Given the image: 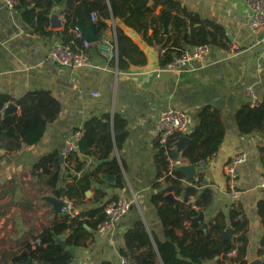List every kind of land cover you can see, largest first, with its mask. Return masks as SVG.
<instances>
[{"label":"crops","instance_id":"0c3cea01","mask_svg":"<svg viewBox=\"0 0 264 264\" xmlns=\"http://www.w3.org/2000/svg\"><path fill=\"white\" fill-rule=\"evenodd\" d=\"M177 1L201 19L221 26L226 38L224 45L211 46L203 60L173 73L175 81H162L155 79V74L168 71L162 66L161 57L176 39L172 25H167L168 34L164 27L162 31L164 36H173L167 47L158 42L148 43L146 36L152 35L151 27L147 33H138L121 20H114L104 32L103 36L114 39V28L119 26L144 52V66L120 70L98 52V44L94 43L91 59L84 67L61 68L49 62L47 54L51 46L65 44V2L56 4L48 14L49 19L57 11L61 27L52 28L49 20L45 32L50 35L44 36L37 31L36 19L33 24L25 22L20 11L6 8L0 0V96L7 95L15 101L33 91H48L61 104L58 117L48 125L37 144H24L15 153L0 152V264H13L10 255L21 254L30 234H39L41 227L57 215L52 205L42 202V197L55 194L39 193V175L43 169L36 166L47 155L57 154L59 159L70 141L75 142L74 150L85 165L76 171L75 159L69 161L64 157L62 184H75L99 167L104 171L96 175L97 181H92L84 198L73 200L81 214L102 206L114 195L135 201L134 208L113 230L95 234L86 248H76L70 264H100L103 260L118 264L124 234L138 217L149 230L162 236L151 203L154 185L161 182L157 179L155 121L162 110L181 109L190 118L192 130L199 113L206 108L220 112L225 138L215 158L204 167H197L202 171L196 178L203 174L205 185L214 191V201L204 221L208 222L218 212L228 214L232 208L223 167L237 153H247L248 160L238 168V203L248 222L249 264L262 259L258 249L264 223L257 214V204L264 201L261 188L264 134L254 132L243 136L236 120L243 106L260 103L264 98V42L247 25L250 14L247 0ZM149 4L153 5V0ZM162 10L158 6L152 16H159ZM14 101L10 103L16 104ZM20 112L17 106L15 115L19 116ZM77 132L81 133L79 139L75 138ZM112 163L117 164L116 173L107 170ZM48 168L52 170L53 164ZM97 190L105 193L99 203L95 202ZM234 237L232 234L231 238Z\"/></svg>","mask_w":264,"mask_h":264},{"label":"trees","instance_id":"16d2710c","mask_svg":"<svg viewBox=\"0 0 264 264\" xmlns=\"http://www.w3.org/2000/svg\"><path fill=\"white\" fill-rule=\"evenodd\" d=\"M62 2H65V44L73 51H80L83 42L69 30L89 27L93 23L91 22L93 13H96L98 18L94 23V31L100 39L112 21L121 20L138 33H147L151 27L152 35L146 36L148 43L158 42L162 47H167L173 36H164L162 31L164 24L172 25L176 39L172 47L166 48L161 57V64L165 67L184 54L187 50L186 45L222 46L226 38L225 30L221 26L201 19L199 15L182 7L177 0H153L151 6L150 0H18L15 9L21 12L24 21L29 24H33L36 19L37 31L48 36L50 33L45 32V28L49 26L48 14L56 4ZM158 6H162V12L159 16H152ZM114 30V44L118 56L117 61L113 59L112 63L117 64L120 70L144 66L146 64L144 52L119 26ZM11 101L14 100L10 96H0V150L15 153L20 151L24 144L31 146L43 138L48 125L58 117L61 104L48 91H33L14 101L20 108L19 116L4 117L3 110ZM236 121L243 136L254 132L264 134V98L257 106L252 107L250 104L243 106L237 114ZM180 137L181 135L171 137L169 145H175ZM188 137L190 143L181 156L189 163L198 165L200 160L217 153L225 138V126L220 112L210 108L200 112ZM80 149H83L82 144ZM73 159L76 164L73 169L81 171L85 161L80 158L79 152L75 150L71 152L69 161ZM50 164H53L52 170L48 168ZM156 164L157 179L161 182L154 185L151 203L156 209L163 230L162 236L149 230L144 220L138 217L124 234V246L119 250L121 260L125 258L128 264H249L248 222L244 218L240 203L233 205L228 214L218 212L214 218L208 222L204 221L203 224L198 217L201 213L205 217L214 201V191L205 185L203 174L198 175L197 181L193 179L186 182L183 173L175 170L170 172L165 150L158 142ZM36 168L43 169L39 175L40 194L53 193L74 201L84 198L91 188L92 181H97L96 175L104 172L99 167L94 173L86 175L75 184H62L63 169L57 154L44 156ZM65 169L68 170V167ZM107 170L116 173L117 164L112 163ZM168 194L182 198V201L176 204L168 201L166 199ZM104 197L105 193L97 190L95 202L99 203ZM117 200V196L114 195L106 203ZM106 203L88 209L81 216L74 218L54 216L37 234L40 242L34 247L31 246V242L37 236L31 233L24 251L21 254L10 255L12 263H26L31 259L38 264H70L73 261L70 249L88 246L98 225L105 219L103 210ZM133 208L134 205L131 210ZM257 214L264 223V201L258 202ZM228 229H231L236 237L225 238ZM55 235L66 237L67 248L56 244ZM224 254L232 255L229 262L220 258L215 260ZM258 256H264V234L260 241ZM121 260L118 264H121ZM100 264L116 263L103 260Z\"/></svg>","mask_w":264,"mask_h":264},{"label":"built area","instance_id":"2783aa9c","mask_svg":"<svg viewBox=\"0 0 264 264\" xmlns=\"http://www.w3.org/2000/svg\"><path fill=\"white\" fill-rule=\"evenodd\" d=\"M2 1L4 6L8 9L15 8L18 4V0ZM247 6L250 11L247 25L250 31L257 36L258 40H260V42H264V0H247ZM91 17L94 22L98 19L96 13H93ZM74 33L77 38L82 39V49L80 51H73L69 45L55 44L51 46L48 51L47 60L49 62L61 68L77 69L84 67L90 61L92 44L84 39L83 34L78 29H76ZM97 44L98 52L101 55L109 58L110 60L117 57L113 37L109 38L103 36ZM209 50V46H190L183 55L177 57L173 62L169 63L166 66V70L172 73H178L184 67L192 65L195 61L203 60L208 55ZM258 104L259 103L257 102H253L251 105L254 107ZM190 126V118L181 109L162 110L155 121L157 142L159 146L165 150L166 158L170 164V172L177 167L191 164L181 155L177 158L171 155L172 151L174 154L177 146L176 144L172 146L169 145L171 137L175 135H185ZM80 136V132L75 134L76 139H79ZM74 146L75 142H68L67 148L64 152L65 158H69V155L74 150ZM216 155L217 153H214L205 160H200L196 167H204L206 164L211 162ZM248 157L249 155L247 153H237L223 167V175L227 184V191L233 205H236L240 198L238 168L248 160ZM194 180L197 181L198 178L195 177ZM261 188L264 190V175L261 177ZM62 200L64 202V207L60 213L62 216L74 218L82 215L81 210L77 205H75L73 200H69L67 198H63ZM134 203V200L124 197L119 198L117 201H110L106 203L103 210L105 219L98 225L95 230V234L101 235L106 231L113 230L114 226L130 212ZM39 242L40 238L39 235H37L35 240L31 242V246L34 247ZM121 264H128V262L125 258H122Z\"/></svg>","mask_w":264,"mask_h":264},{"label":"water","instance_id":"95a60500","mask_svg":"<svg viewBox=\"0 0 264 264\" xmlns=\"http://www.w3.org/2000/svg\"><path fill=\"white\" fill-rule=\"evenodd\" d=\"M60 14L57 11H53L51 13V16L49 18L50 20V24L52 26V28H59L61 27L62 23L59 19ZM84 36V39L86 41H88L91 44L94 43H98L100 41V38H98L95 34L94 31V23H91L89 25V27L87 28H83V27H79L78 29ZM164 32L165 34H168V27L167 24H164ZM155 79L158 80H162V81H168V80H173L175 81L176 78L174 76V74L172 72H168V71H161L158 72L157 74H155ZM17 111V105L15 103H9L8 106L6 107L3 116H9V115H15ZM191 128L188 129L187 133L183 136H181L179 138V140L176 142V146L177 149L174 152L173 156L175 158L179 157L184 150L186 149V147L188 146V144L190 143V138L188 137V134L190 133ZM0 152H2V154L4 153V150H0ZM59 163L60 165H62L64 163V154L60 155L59 157ZM176 172H180L183 173L186 176V180L187 181H191L193 180L196 176L198 172L202 171V168H197L195 164H190V165H183L180 167H177L174 169ZM106 177L108 178L109 176L106 175ZM121 192H119L118 194L120 195ZM166 199L168 201H171L173 203H177L176 198L174 197L173 194H168L166 196ZM42 202H47L50 205H52L53 210L55 212V214H60L62 208L64 207V202L61 198H59L56 194L53 196H44L42 197ZM198 220H200V222H202L204 224V214L201 213L200 216L198 217ZM225 238H231L232 237V230L228 229L226 231V234L224 236ZM56 244L59 246H62L63 248H67V244L65 240H62L60 237L58 236H54ZM70 251L75 254L76 253V248L73 247L70 249ZM221 259L223 261H227L229 262L231 259L230 255H222L221 257H216L215 260ZM264 263V257L261 260H255L253 261L251 264H262ZM20 264H38V263H34L31 259H29L26 263H20Z\"/></svg>","mask_w":264,"mask_h":264},{"label":"rangeland","instance_id":"374dc122","mask_svg":"<svg viewBox=\"0 0 264 264\" xmlns=\"http://www.w3.org/2000/svg\"><path fill=\"white\" fill-rule=\"evenodd\" d=\"M61 238V237H60ZM62 240H65L66 238H65V236H63L62 238H61ZM264 256H262V258H263Z\"/></svg>","mask_w":264,"mask_h":264}]
</instances>
